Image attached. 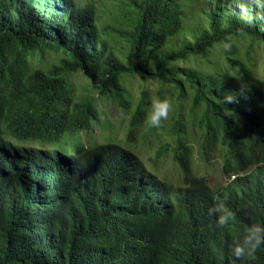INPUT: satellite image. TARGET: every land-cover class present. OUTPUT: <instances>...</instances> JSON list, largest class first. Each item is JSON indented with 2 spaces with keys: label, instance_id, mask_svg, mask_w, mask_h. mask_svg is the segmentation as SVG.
<instances>
[{
  "label": "trees",
  "instance_id": "trees-1",
  "mask_svg": "<svg viewBox=\"0 0 264 264\" xmlns=\"http://www.w3.org/2000/svg\"><path fill=\"white\" fill-rule=\"evenodd\" d=\"M114 1L113 22L100 28L94 2L0 0V264H234L232 240L264 222V79L233 40L264 42V8ZM49 53L59 60L48 64ZM73 72L87 78L82 95ZM137 74L169 85L160 98L177 93L160 128L145 123L146 90L134 104ZM102 98L133 107L127 143L89 137ZM140 127L142 137L168 129L179 184L136 154ZM193 146L241 175L215 191L194 168ZM225 196L237 219L218 229L208 209ZM248 264H264V248Z\"/></svg>",
  "mask_w": 264,
  "mask_h": 264
},
{
  "label": "rangeland",
  "instance_id": "rangeland-1",
  "mask_svg": "<svg viewBox=\"0 0 264 264\" xmlns=\"http://www.w3.org/2000/svg\"><path fill=\"white\" fill-rule=\"evenodd\" d=\"M81 2H94L98 8L100 9L98 24L100 28H104L109 23L113 22V17L117 12H114L112 15L109 13L111 9H117L118 7L113 4L114 0H79ZM198 2L193 4L195 6ZM200 3H202L200 1ZM243 3V2H242ZM246 3H253L251 0H246ZM239 10L248 14L251 13L252 10L247 8H242L239 4ZM211 10V7H209ZM243 9V11H242ZM191 11L198 12L199 10H194L191 6ZM238 10V11H239ZM200 12V11H199ZM190 38H192L190 36ZM235 45L242 51L245 52L247 49L251 50L252 58L256 62L257 72L264 79V42L252 39L249 36H243L234 38ZM228 45L218 46L215 50V53L210 57L213 61L214 65H218L223 61V54L221 50H225ZM60 58V55L49 53L47 55L48 64L56 63ZM72 78L77 86L78 95L83 94V86L86 84L87 78L83 76L82 73L73 72ZM129 90L132 94L134 104L138 101L139 97L142 95L143 91L149 95V103L156 98L159 97V90L161 87L165 89L169 88V85L163 84V82L159 79H150L147 78L143 80L142 76L137 74L136 76L129 78ZM164 99H167L170 102V110L169 113L172 112V109L176 106V95L177 93L171 95V92H163ZM96 97H99L98 93H95ZM190 97H186L184 116L185 119H189L190 112ZM97 107L101 111V118L95 124L94 129L90 132L89 137L91 139L100 140L103 136H112L116 137L119 140L127 143L128 140V129L130 117L133 113V107L129 110L124 108H119L116 103L112 100L102 98L97 102ZM146 129V128H145ZM134 136H136L137 145L134 146V151L139 155L145 162V164L154 169L160 175L166 177L169 181L179 184L181 177V168L176 163L174 153L171 149H167L166 145L168 142L172 141L173 138L169 136L168 129L164 128L163 130L158 129L156 131L146 130L147 135L142 137L144 132V128L140 127L138 130H135ZM191 134V132L189 133ZM189 143H193L194 145L198 143L197 139H192L189 136ZM173 145V144H172ZM193 161L195 170L202 176H205L209 185L215 191H219L228 185H232L241 174L231 173L230 175H225L222 172V162L223 160L219 158H215L214 160H207L200 156L199 147L193 146ZM251 176V175H249Z\"/></svg>",
  "mask_w": 264,
  "mask_h": 264
},
{
  "label": "clouds",
  "instance_id": "clouds-1",
  "mask_svg": "<svg viewBox=\"0 0 264 264\" xmlns=\"http://www.w3.org/2000/svg\"><path fill=\"white\" fill-rule=\"evenodd\" d=\"M259 8H264V0H255ZM243 11V9H242ZM232 99V98H231ZM228 99L226 101H231ZM170 102L167 99L156 98L148 105L145 112V123L151 128H160L168 119ZM208 214L214 216L215 226L218 229H226L232 225L236 219V212L227 203V197L217 198L208 209ZM264 248V222L249 223L243 232L234 238L230 244V255L235 264H248L254 260L258 250Z\"/></svg>",
  "mask_w": 264,
  "mask_h": 264
}]
</instances>
